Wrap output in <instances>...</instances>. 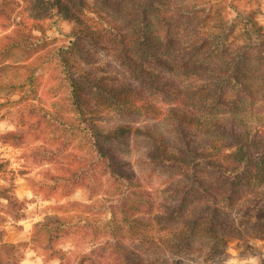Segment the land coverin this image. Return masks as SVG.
<instances>
[{
	"label": "rangeland",
	"instance_id": "obj_1",
	"mask_svg": "<svg viewBox=\"0 0 264 264\" xmlns=\"http://www.w3.org/2000/svg\"><path fill=\"white\" fill-rule=\"evenodd\" d=\"M86 1L102 14L121 17L109 8L113 2ZM183 2L207 8L211 31L234 26L232 47L249 42V30L253 46L264 48V0ZM7 8L9 16L0 15V264H264V221H236L240 232L217 226L212 233L203 225L190 235L171 218L174 208L191 207L193 201L174 171L148 161L145 136L119 138L107 148L129 162L139 182L126 189L108 181L109 175L91 160L92 146L84 133L62 123L81 120L69 74L117 73L116 67L104 66L113 62L112 55L99 50L96 60L88 62L68 51L79 26L64 19L52 0H13ZM21 33L42 36L43 42L5 50L7 37L17 39ZM251 64L257 77L264 73L263 60ZM248 95L238 99L242 108L236 118L252 137H264V96ZM154 101L167 110L160 99ZM82 105L86 119L102 130L130 124L171 137L170 127L145 111L121 112L99 99ZM11 132L17 138L2 137ZM82 168L89 171L83 181L65 180L69 169ZM232 217L246 215L234 210Z\"/></svg>",
	"mask_w": 264,
	"mask_h": 264
},
{
	"label": "trees",
	"instance_id": "obj_2",
	"mask_svg": "<svg viewBox=\"0 0 264 264\" xmlns=\"http://www.w3.org/2000/svg\"><path fill=\"white\" fill-rule=\"evenodd\" d=\"M52 1L64 19L79 26L67 50L88 62L96 60L99 50L110 53L113 62L104 66L117 68V73L100 76L74 77L69 70L68 83L81 120L62 123L84 133L92 146L91 160L109 175L107 180L126 189L139 182L129 171V162L107 148L119 138L145 136L148 161L155 168L174 171L188 200L193 201L191 207L182 205L171 211V218L181 222L190 235L203 225L212 233L217 232V226L240 232L236 221L263 222L264 137H252L236 118L242 94L264 96V73L257 77L251 64L253 59L264 61V48L253 46L249 30L245 31L249 42L232 47L234 26L223 24L218 31H211L207 8L184 0H102L103 4L114 3L109 8L117 11L119 18L100 13L86 0ZM12 3L0 0L1 16H9L7 7ZM7 41L8 51L38 47L43 38L21 33ZM256 50L259 55L253 56ZM155 98L167 105L166 111ZM94 99L121 112L145 111L148 117L167 124L171 137L149 126L130 124L102 130L86 119L82 105L89 106ZM17 136L11 132L2 137ZM84 173L89 171L69 169L68 179H54L83 181ZM248 193L254 198L247 199ZM234 210L243 211L246 217L234 219ZM125 254L129 257L132 252Z\"/></svg>",
	"mask_w": 264,
	"mask_h": 264
}]
</instances>
